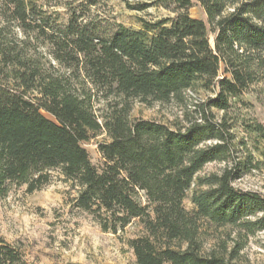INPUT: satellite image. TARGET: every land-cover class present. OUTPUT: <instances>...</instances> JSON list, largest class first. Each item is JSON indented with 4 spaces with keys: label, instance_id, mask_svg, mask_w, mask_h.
Masks as SVG:
<instances>
[{
    "label": "trees",
    "instance_id": "trees-1",
    "mask_svg": "<svg viewBox=\"0 0 264 264\" xmlns=\"http://www.w3.org/2000/svg\"><path fill=\"white\" fill-rule=\"evenodd\" d=\"M0 2L24 34L5 39L0 28V199L12 184L40 190L56 171L102 231L140 220L144 233L128 241L135 264H240L246 237L264 230V192L234 183L264 171V124L240 122L256 141L254 159L228 113L264 76V0L127 3L172 7L173 16L142 20L139 29L100 14L105 0L65 1L61 23L26 0ZM194 5L204 18L189 15ZM38 38L45 61L28 47ZM195 88L213 94L182 120L131 118L135 102L183 103ZM99 132L108 137L98 144L100 169L81 145ZM209 163L222 167L199 176ZM189 191L191 210L183 204ZM204 225L229 231L205 247ZM0 264H26L1 237Z\"/></svg>",
    "mask_w": 264,
    "mask_h": 264
},
{
    "label": "rangeland",
    "instance_id": "rangeland-1",
    "mask_svg": "<svg viewBox=\"0 0 264 264\" xmlns=\"http://www.w3.org/2000/svg\"><path fill=\"white\" fill-rule=\"evenodd\" d=\"M36 10L42 11L43 18H50L57 23L65 22L68 13L64 2L68 0H26ZM80 0H77L79 2ZM150 0H105L106 5L99 7L102 15L111 14L114 20L132 29L141 28L142 20L154 22L161 18L173 16L171 9L150 5L143 11L127 6L149 2ZM5 10L0 2V28H4L5 39H22L24 34L15 23L6 21ZM93 12V8L90 10ZM193 18H204L203 10L194 5L188 9ZM32 40L28 45L45 61L47 50L41 43ZM209 43L213 46L214 33L209 34ZM213 92L201 89L186 91L183 103L175 101L154 103L150 106L135 102L130 113L131 118L152 119L170 124L182 120L183 110L192 108L194 104L211 96ZM228 113L235 123L234 132L237 138H244L254 159H259L254 149L255 139L246 134L240 127L243 120L248 123L264 124V76L252 84L247 92L238 99L231 100ZM52 119V116L42 111ZM219 116V113L217 114ZM108 141L104 132L91 134L87 141L81 143L86 149L91 163L98 169L103 159L98 151V144ZM259 148H262L261 145ZM222 167L219 163H209L199 176L217 172ZM52 178L42 189L27 193L24 185L12 184L5 197L0 199V237L7 243L17 247L24 256L26 264H135L133 251L128 241L144 233L139 219H133L123 230L117 233L101 230L96 219L88 212L74 206L75 190L69 182H64L61 175L52 172ZM243 190H259L264 192V171L253 170L234 183ZM191 191L183 201L187 210L192 209ZM138 200L146 204V199L138 195ZM205 247L211 245L219 236L225 237L228 229H215L204 225L201 229ZM234 232L232 236H234ZM240 264H264V230L246 237L239 252Z\"/></svg>",
    "mask_w": 264,
    "mask_h": 264
}]
</instances>
